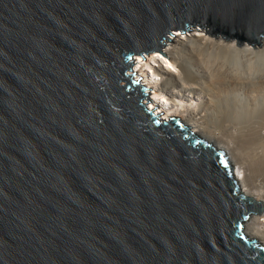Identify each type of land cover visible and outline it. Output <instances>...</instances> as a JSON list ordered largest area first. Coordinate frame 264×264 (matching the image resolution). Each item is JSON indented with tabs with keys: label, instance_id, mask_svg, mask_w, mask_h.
I'll return each mask as SVG.
<instances>
[{
	"label": "water",
	"instance_id": "water-1",
	"mask_svg": "<svg viewBox=\"0 0 264 264\" xmlns=\"http://www.w3.org/2000/svg\"><path fill=\"white\" fill-rule=\"evenodd\" d=\"M195 24L260 45L264 0H0V264H264L263 202L133 76Z\"/></svg>",
	"mask_w": 264,
	"mask_h": 264
},
{
	"label": "bare ground",
	"instance_id": "bare-ground-1",
	"mask_svg": "<svg viewBox=\"0 0 264 264\" xmlns=\"http://www.w3.org/2000/svg\"><path fill=\"white\" fill-rule=\"evenodd\" d=\"M166 41L167 57L137 55L134 63L149 107L224 149L241 192L264 204V35L254 46L209 33ZM244 229L264 244V208Z\"/></svg>",
	"mask_w": 264,
	"mask_h": 264
},
{
	"label": "rangeland",
	"instance_id": "rangeland-1",
	"mask_svg": "<svg viewBox=\"0 0 264 264\" xmlns=\"http://www.w3.org/2000/svg\"><path fill=\"white\" fill-rule=\"evenodd\" d=\"M205 28L204 27H201V26H199L198 24H195V26H190L189 27V29H185V30H183V31H180V29H172L170 32L173 34H170V33H168V36L167 37H169L171 40H168L167 39V41H166V45H168V44H170L171 42H175L176 40H178L179 38H186V37H192V35H196V34H207L206 32H205ZM205 36V35H204ZM165 39L166 38H164V40L163 41H165ZM165 48V47H164ZM154 53H160V54H162L161 52H159V51H149V52H144V53H141V55L142 56H144V58L143 57H141V55L140 54H137V55H139V57L140 58H143V59H148V57H151ZM166 54V56H167V53H165ZM163 55V54H162ZM138 57V58H139ZM130 72L131 73H133V71L132 70H130ZM134 74L135 75H133V76H136V70H135V72H134ZM148 99V98H147ZM146 98H144V100L145 101H147L146 103L149 105L150 104V98L147 100ZM154 110H155V108H154ZM159 115H162V113H160Z\"/></svg>",
	"mask_w": 264,
	"mask_h": 264
}]
</instances>
